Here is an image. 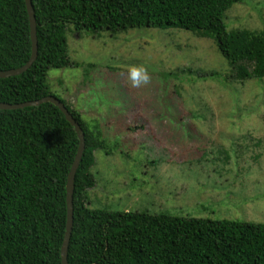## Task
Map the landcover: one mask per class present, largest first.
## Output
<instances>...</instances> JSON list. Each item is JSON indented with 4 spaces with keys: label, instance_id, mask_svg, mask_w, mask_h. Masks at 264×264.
Returning a JSON list of instances; mask_svg holds the SVG:
<instances>
[{
    "label": "trees",
    "instance_id": "obj_1",
    "mask_svg": "<svg viewBox=\"0 0 264 264\" xmlns=\"http://www.w3.org/2000/svg\"><path fill=\"white\" fill-rule=\"evenodd\" d=\"M239 1L31 0L37 55L21 74L0 78V102L52 95L48 69L78 65L67 53L68 24L112 36L131 28L185 29L213 40L230 78L260 79L264 27L227 30L223 23L226 10ZM30 55L24 0H0V70L22 66ZM58 99L85 143L74 177L67 264H264V223L89 208L94 151L107 154V143L98 120L86 121ZM77 147L73 126L50 102L0 109V264H61L66 182Z\"/></svg>",
    "mask_w": 264,
    "mask_h": 264
},
{
    "label": "rangeland",
    "instance_id": "obj_2",
    "mask_svg": "<svg viewBox=\"0 0 264 264\" xmlns=\"http://www.w3.org/2000/svg\"><path fill=\"white\" fill-rule=\"evenodd\" d=\"M223 23L262 29L264 0L233 3ZM66 28L78 65L49 68L47 83L99 121L108 149L94 151L89 208L264 223V77L230 78L213 40L185 29ZM133 65L146 85L131 86Z\"/></svg>",
    "mask_w": 264,
    "mask_h": 264
},
{
    "label": "water",
    "instance_id": "obj_3",
    "mask_svg": "<svg viewBox=\"0 0 264 264\" xmlns=\"http://www.w3.org/2000/svg\"><path fill=\"white\" fill-rule=\"evenodd\" d=\"M24 2L26 6V11L29 20V27H30L31 55L29 59L22 66L7 70H0V78L21 74L31 66L37 55L36 21H35L34 9L31 0H24ZM44 102H50L59 108V110L64 114L65 119L71 124V126H73L78 138L77 151L74 160L72 162L70 171L68 173L67 182H66V224H65L64 238L60 248L61 264H67V246H68V241L73 223L74 177L85 146L83 131L79 126L78 122L71 115L69 110L57 97L53 95H47L37 100L27 101L23 103L10 104V103L0 102V109L11 110V109L23 108L26 106H38Z\"/></svg>",
    "mask_w": 264,
    "mask_h": 264
},
{
    "label": "clouds",
    "instance_id": "obj_4",
    "mask_svg": "<svg viewBox=\"0 0 264 264\" xmlns=\"http://www.w3.org/2000/svg\"><path fill=\"white\" fill-rule=\"evenodd\" d=\"M128 80L130 81V84L134 88H138L142 85H146L149 80V74L147 70L143 66H130L128 68Z\"/></svg>",
    "mask_w": 264,
    "mask_h": 264
}]
</instances>
